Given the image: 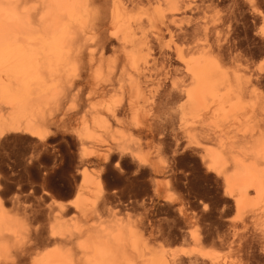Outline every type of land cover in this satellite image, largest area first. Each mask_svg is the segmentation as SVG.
Here are the masks:
<instances>
[{
	"label": "bare ground",
	"instance_id": "obj_1",
	"mask_svg": "<svg viewBox=\"0 0 264 264\" xmlns=\"http://www.w3.org/2000/svg\"><path fill=\"white\" fill-rule=\"evenodd\" d=\"M190 1L0 0V137L22 132L45 141L50 125L73 119L83 163L101 167L114 153L127 154L137 170L148 168L160 197L172 166L164 135L181 134L222 178L237 217L264 213L257 93L210 48L174 49L185 74L169 100L178 104V133L172 122H158L164 84L155 76L169 75L166 40L182 29ZM85 165L75 197L50 204L56 210L47 226L32 209L9 210L0 186V264H179L144 222L128 216L100 224L103 183ZM70 210L74 220L61 219ZM41 245L54 248L33 255Z\"/></svg>",
	"mask_w": 264,
	"mask_h": 264
},
{
	"label": "rangeland",
	"instance_id": "obj_2",
	"mask_svg": "<svg viewBox=\"0 0 264 264\" xmlns=\"http://www.w3.org/2000/svg\"><path fill=\"white\" fill-rule=\"evenodd\" d=\"M190 2L194 4L183 17L182 29L166 40L172 53L164 65L169 75L167 79L155 76L157 85L160 81L164 84L156 98V116L163 123L159 124L165 127L172 122L178 133V104L169 100L171 85L183 82L185 74L174 51L190 48L196 52L206 47L233 75L242 78L248 93L256 90L257 118L264 124V0ZM72 120L63 128L50 125L45 141L22 132H6L0 137V186L9 210L32 209L47 226L45 216L50 211L52 216L56 210L50 204L67 203L75 197L81 181L78 170L86 164L103 183L99 211L102 226L128 216L144 222L162 238V245L177 256L179 264H264V213L237 217L222 178L207 170L198 153L186 148L183 135L177 137L168 131L164 135L172 166L168 186L157 188L159 197L148 168L137 170L127 154L118 159L114 153L101 167L83 163ZM74 218L72 210L61 217L66 221ZM38 247L33 255L54 248Z\"/></svg>",
	"mask_w": 264,
	"mask_h": 264
}]
</instances>
